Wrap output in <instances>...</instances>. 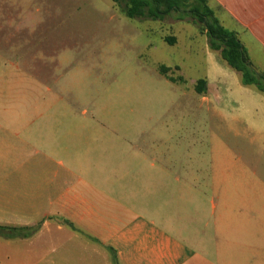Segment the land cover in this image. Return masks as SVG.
I'll list each match as a JSON object with an SVG mask.
<instances>
[{"label":"crops","instance_id":"0c3cea01","mask_svg":"<svg viewBox=\"0 0 264 264\" xmlns=\"http://www.w3.org/2000/svg\"><path fill=\"white\" fill-rule=\"evenodd\" d=\"M213 1L242 27L250 45L264 51V0ZM48 3L0 0V67L20 70L24 59L48 60L41 51L50 50L44 44L55 30L54 20L47 24ZM211 52L214 59L202 78L207 94L199 97L219 113L229 107L226 99L242 77L231 67L223 89L212 68L225 69ZM12 114L0 108V226L36 230L27 237L26 230L0 235V264H264L254 228L247 243L240 221L226 217L242 212L234 202L238 181L232 178L230 186L228 176L255 174L229 142L204 148L210 159L198 155L197 143L175 135L103 147L100 128L64 127L54 142L53 126L36 128L23 119L10 124L6 117ZM43 131L52 136L38 135ZM73 132L78 142H70ZM10 140L29 150L30 171L20 170V155H6ZM211 221L220 234L217 242Z\"/></svg>","mask_w":264,"mask_h":264},{"label":"rangeland","instance_id":"374dc122","mask_svg":"<svg viewBox=\"0 0 264 264\" xmlns=\"http://www.w3.org/2000/svg\"><path fill=\"white\" fill-rule=\"evenodd\" d=\"M208 2L222 24L238 33L253 68L264 73V51L250 45L242 27L223 8L213 0ZM126 3L49 0L47 24L54 20L55 30L44 44L50 50H41L48 60L24 59L19 63L20 70L10 65L0 67V108L13 113L6 119L10 124L23 119L22 123L36 128L53 126L54 142L61 140L64 127L76 131L100 128L103 147L127 141L169 140L175 135L183 143H197L198 155L206 153L208 159L211 152L204 148L229 142L246 168L255 170V174L242 171L228 176L229 182L232 178L238 181L241 192L234 202L242 212H231L226 217L240 221L247 243L253 238L254 228L264 251V94L239 81L226 99L229 107L214 113L195 90L196 82L208 75L214 59L202 23L182 9L157 20L129 19L123 13ZM170 38H175L174 44L169 43ZM214 52L225 73L212 68L213 75L221 77V87L225 89L230 83L226 73L231 67L220 52ZM59 54L62 64L58 67L55 57ZM161 65L169 67V75L178 82L162 75ZM73 134L70 142H78L77 132ZM21 145L7 141L6 155H20V162H24L20 170L28 172L30 152L22 145L21 155ZM210 223L217 242L220 234Z\"/></svg>","mask_w":264,"mask_h":264},{"label":"trees","instance_id":"16d2710c","mask_svg":"<svg viewBox=\"0 0 264 264\" xmlns=\"http://www.w3.org/2000/svg\"><path fill=\"white\" fill-rule=\"evenodd\" d=\"M118 2V0H113ZM127 8L123 11L129 19L149 17L154 20L160 19L165 14L172 11L179 12L181 9L192 14L203 25V30L209 40V48L220 52L221 58L230 67L241 73L242 83L245 86H254L259 92L264 94V73L257 72L253 68L248 50L241 42L238 33L225 27L216 11L209 5L208 0H126ZM222 8V7H221ZM170 44L175 43V38L168 39ZM159 72L173 83L178 80L169 75L170 68L161 65ZM182 80V79H180ZM208 89L206 79H199L196 82L195 90L199 94H205ZM24 231L23 237L31 235L36 228H9L0 226V235L13 236V231ZM11 231V232H10Z\"/></svg>","mask_w":264,"mask_h":264}]
</instances>
